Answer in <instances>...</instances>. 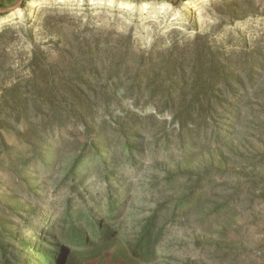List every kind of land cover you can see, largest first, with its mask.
I'll return each mask as SVG.
<instances>
[{
  "label": "rangeland",
  "instance_id": "1",
  "mask_svg": "<svg viewBox=\"0 0 264 264\" xmlns=\"http://www.w3.org/2000/svg\"><path fill=\"white\" fill-rule=\"evenodd\" d=\"M71 213L111 232L82 264H264V0L0 14V221Z\"/></svg>",
  "mask_w": 264,
  "mask_h": 264
},
{
  "label": "trees",
  "instance_id": "2",
  "mask_svg": "<svg viewBox=\"0 0 264 264\" xmlns=\"http://www.w3.org/2000/svg\"><path fill=\"white\" fill-rule=\"evenodd\" d=\"M212 108L213 105L209 104V109ZM189 113L186 117L193 122L192 113ZM213 113L211 110V115ZM180 123L184 126L182 120ZM81 219L85 217L71 213L60 226L42 219L41 232L35 234L33 241L24 237V233L30 229L28 221L24 223L20 218H16L15 224L0 221V264H82L103 257L112 248L111 232L103 231L102 227L95 226L90 219L83 230L79 224ZM44 226H47L45 231ZM150 244V240L141 238L131 252L134 257L149 263L154 254ZM111 264L119 262L117 260Z\"/></svg>",
  "mask_w": 264,
  "mask_h": 264
},
{
  "label": "water",
  "instance_id": "3",
  "mask_svg": "<svg viewBox=\"0 0 264 264\" xmlns=\"http://www.w3.org/2000/svg\"><path fill=\"white\" fill-rule=\"evenodd\" d=\"M24 0H20L15 6L11 7V8H6V9H2L0 10V14H6L8 12H11L15 9H17L23 2Z\"/></svg>",
  "mask_w": 264,
  "mask_h": 264
},
{
  "label": "bare ground",
  "instance_id": "4",
  "mask_svg": "<svg viewBox=\"0 0 264 264\" xmlns=\"http://www.w3.org/2000/svg\"><path fill=\"white\" fill-rule=\"evenodd\" d=\"M113 6V5H112Z\"/></svg>",
  "mask_w": 264,
  "mask_h": 264
}]
</instances>
